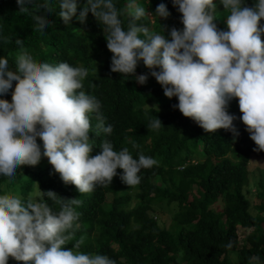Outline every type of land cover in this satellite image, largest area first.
Segmentation results:
<instances>
[{"label": "clouds", "instance_id": "obj_1", "mask_svg": "<svg viewBox=\"0 0 264 264\" xmlns=\"http://www.w3.org/2000/svg\"><path fill=\"white\" fill-rule=\"evenodd\" d=\"M15 3L44 33L49 25L46 16L54 10L52 0L44 5L34 0ZM171 3L182 27L169 28L166 37L163 27L150 29L155 24L153 13L160 19L169 16L163 2L150 12L138 0H126L119 10L116 0H84L79 7L77 0H56L57 16L64 24L75 16L83 25L91 14L103 26L111 72L127 79L142 63L147 74L135 75V82L142 85L148 76L154 78L164 97L176 98L174 107L179 113L205 132L224 129L234 138L239 135L235 116L227 112L228 102L236 98L239 120L255 145L253 151L264 152V23L258 24L264 20V0H253L251 7L245 0H220L227 10L226 30H218L214 23L212 0ZM35 8H43L44 14H36ZM124 14L126 26L120 19ZM147 16L153 19L146 20L148 26L137 24ZM15 44L21 50L14 58V70L0 57V97L10 95V101L0 98V177L11 181L19 166H35L44 157L60 180L79 193L109 184L116 169L121 170L122 183L137 185L140 170L158 163L154 158L139 152L133 158L128 148L114 150L108 140L101 141L98 153L90 156L88 114H96L99 131L110 134L112 126H105L99 100L82 90L87 69L67 62H36L22 50L20 39ZM148 127L158 130L162 126L153 116ZM34 185L36 194L26 197L0 195V264H6L9 257L22 264H115L107 255L76 250L78 244L65 248L69 229L79 215L74 206L80 200L62 199ZM45 197L58 204L59 210L53 211ZM224 247L231 248L232 241ZM250 264H262L261 257L252 256Z\"/></svg>", "mask_w": 264, "mask_h": 264}, {"label": "trees", "instance_id": "obj_2", "mask_svg": "<svg viewBox=\"0 0 264 264\" xmlns=\"http://www.w3.org/2000/svg\"><path fill=\"white\" fill-rule=\"evenodd\" d=\"M125 2L116 0L118 10ZM161 2L169 16L160 19L153 13L155 24L150 29L158 31L161 26L167 37L169 28L182 27L171 0H138L150 12ZM34 3L44 5L46 0ZM83 3L77 0L78 7ZM252 4L253 0H245L246 6ZM50 7L54 10L46 16L49 25L41 33L28 13L18 11L15 0H0V57L6 58L14 70V58L21 50L15 40L20 39L22 50L36 62L85 67L82 90L99 100L104 124L112 126L111 133L105 134L96 128V114H88V139L93 145L90 156L98 153L101 141L108 140L114 150L126 147L133 158L139 152L158 163L140 170L137 185L122 183L121 170L116 169L117 175L109 184L79 193L73 185H65L47 159L41 157L35 166H19L11 181L0 177V195L36 194L35 183L41 192L51 190L62 199L78 198L80 204L74 206L78 219L69 229L71 236L64 247L78 244L76 250L107 255L115 264H250L254 255L260 256L264 264V216H251L245 190L249 177L246 166L251 157L264 156V152L253 151L255 145L239 120L237 99L228 102L227 112L235 116L233 124L239 135L234 138L224 129L205 132L179 113L174 107L176 98L164 97L154 78L148 76L142 85L135 82V75L147 74L142 63L127 79L110 71L111 53L106 48L103 26L91 14L83 25L75 16L64 24L57 16L56 0ZM217 7L214 23L218 30H226L227 10L220 0ZM34 12L44 14L43 8H35ZM120 19L126 26L127 15ZM140 23L149 24L145 18L137 21ZM261 23L264 20L258 21ZM0 98L10 101L8 94ZM153 116L161 123L158 130L148 127L149 117ZM45 199L53 211L59 210L58 204ZM161 202L175 207L169 228L157 224L151 216L152 207ZM216 205L221 209L216 210ZM258 209L264 211L263 207ZM237 226L252 229L246 237L248 246L239 249ZM229 240L232 247L225 248ZM229 256L235 257L234 262ZM6 264L22 262L9 257Z\"/></svg>", "mask_w": 264, "mask_h": 264}, {"label": "rangeland", "instance_id": "obj_3", "mask_svg": "<svg viewBox=\"0 0 264 264\" xmlns=\"http://www.w3.org/2000/svg\"><path fill=\"white\" fill-rule=\"evenodd\" d=\"M217 1L218 0H212L213 4L215 5L214 16L218 15ZM145 19L148 21H153L150 16H147ZM246 167L249 169V177L247 175L248 185L245 187V190L247 191V199L250 203V213L254 218H261L264 216V211L259 210L258 208H264V156L251 157ZM260 194L262 195L261 197L259 196ZM110 197L111 195L106 196V198ZM173 209H175L174 206L168 204L167 207L165 203L161 202L155 204L152 207L151 216L153 219L155 218L154 220L157 222V224L159 223V225H164L165 228H169ZM220 209L221 208L217 206L216 210ZM261 226L264 227V223H262ZM251 231L252 229H243L238 226L236 227L238 239L237 249L244 245L245 247L248 246L246 237L249 233H251ZM229 258L234 262L235 257L229 256Z\"/></svg>", "mask_w": 264, "mask_h": 264}]
</instances>
